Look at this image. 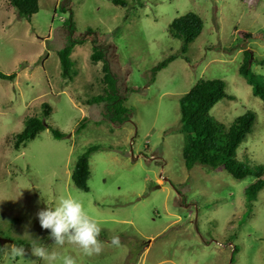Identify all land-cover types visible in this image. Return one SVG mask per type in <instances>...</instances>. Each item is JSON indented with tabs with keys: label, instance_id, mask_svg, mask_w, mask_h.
Masks as SVG:
<instances>
[{
	"label": "rangeland",
	"instance_id": "374dc122",
	"mask_svg": "<svg viewBox=\"0 0 264 264\" xmlns=\"http://www.w3.org/2000/svg\"><path fill=\"white\" fill-rule=\"evenodd\" d=\"M124 1L122 7L110 0H38V12L27 20L0 0V72L16 74L14 81L0 80V264H47L31 255L34 240L77 264H264V189L246 214L244 191L253 178L238 181L199 165L186 169L178 104L198 81H223L233 99L218 102L210 116L227 128L253 112L236 161L264 168V104L238 72L248 53L252 73L264 82L258 65L264 0ZM188 12L203 28L182 55V41L168 26ZM71 14L74 37L85 42L71 53L75 76L68 81L60 76L58 51ZM94 45L126 97L130 114L119 126L107 121L104 104H87L105 88L102 62L90 59ZM171 55L175 60L149 82L151 69ZM43 103L51 107L45 122L65 137L55 140L45 129L14 151V135L27 116L41 117ZM91 146L99 150L89 156L88 191L82 192L70 176ZM67 194L99 222V254L56 245L41 228L36 213ZM114 235L119 247L110 243ZM5 240L24 242L28 260H12L7 250L14 243Z\"/></svg>",
	"mask_w": 264,
	"mask_h": 264
},
{
	"label": "trees",
	"instance_id": "16d2710c",
	"mask_svg": "<svg viewBox=\"0 0 264 264\" xmlns=\"http://www.w3.org/2000/svg\"><path fill=\"white\" fill-rule=\"evenodd\" d=\"M19 18L30 19L38 12V0H7ZM114 5L125 6L124 0H110ZM60 10L65 13L67 8L62 6ZM63 26L67 30L64 47L58 51L60 76L64 80L71 81L73 72V62L71 53L77 45L85 42L84 38H75V23L72 14L63 21ZM203 28L201 18L188 12L175 18L168 26V32L173 38L182 41L181 54L185 55L187 46L192 43ZM90 33L91 29H87ZM90 59L94 63L102 62V83L105 85L102 95L95 96L87 100L88 105H105V118L114 125H121L128 120L130 110L123 106L126 97L118 94L116 87L117 79L110 71L109 63L106 61L104 53L96 46ZM175 60L173 55L168 56L151 69V79L153 83L158 72L165 69ZM185 60L188 61L187 57ZM249 54L245 53L242 64L238 72L251 86L254 97L259 98L264 104V82L252 73L250 69ZM258 65L264 67V59L258 61ZM16 74L5 75L0 72V80L14 81ZM128 92V90H126ZM135 92L130 90V93ZM224 99L232 100L233 97L225 92V84L221 80H200L187 93L179 98V112L182 125V132L185 134L182 158L186 169H191L194 165L207 167L209 169H222L235 180H244L247 177L253 178L254 182L244 191L246 214L251 212L253 203L257 200L258 193L264 189V168L253 166L251 168L236 161V150L242 144L247 135L251 133L255 121V114L251 111L234 119L229 127L215 121L210 116L212 108ZM41 117L27 116L23 123V129L14 135L12 148L19 151L25 145L34 140L37 135L48 129L55 140H61L65 134L49 126L47 121L51 107L43 103ZM83 127V125H81ZM99 150L98 146L89 147L80 155L71 172L73 185L82 192H87V180L89 177L88 159L90 154ZM19 246H26L21 241H11ZM236 252L234 250L233 254ZM232 262V261H231Z\"/></svg>",
	"mask_w": 264,
	"mask_h": 264
},
{
	"label": "clouds",
	"instance_id": "9594fccd",
	"mask_svg": "<svg viewBox=\"0 0 264 264\" xmlns=\"http://www.w3.org/2000/svg\"><path fill=\"white\" fill-rule=\"evenodd\" d=\"M42 229L50 230V238L56 245H64L66 242L77 246L84 255L99 254L103 248V242L98 239L101 226L97 220L89 215L83 202L71 195H61L55 207H46L36 213ZM111 245L119 247L121 241L118 235L111 237ZM31 255L47 264H77L75 258L70 255H60L49 252L43 244L35 240L31 244ZM8 255L12 260H28L27 249L24 246L11 244ZM34 264V262H30Z\"/></svg>",
	"mask_w": 264,
	"mask_h": 264
},
{
	"label": "water",
	"instance_id": "95a60500",
	"mask_svg": "<svg viewBox=\"0 0 264 264\" xmlns=\"http://www.w3.org/2000/svg\"><path fill=\"white\" fill-rule=\"evenodd\" d=\"M5 241L11 242V241H9V240H5Z\"/></svg>",
	"mask_w": 264,
	"mask_h": 264
}]
</instances>
